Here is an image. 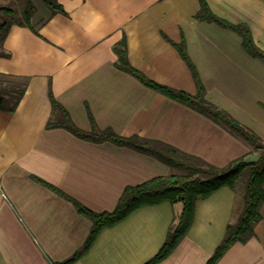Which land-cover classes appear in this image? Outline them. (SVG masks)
Returning a JSON list of instances; mask_svg holds the SVG:
<instances>
[{"label": "crops", "instance_id": "crops-1", "mask_svg": "<svg viewBox=\"0 0 264 264\" xmlns=\"http://www.w3.org/2000/svg\"><path fill=\"white\" fill-rule=\"evenodd\" d=\"M57 2L64 13L34 4L33 30L12 25L0 44L8 55L0 58V74L28 81L15 111H0V264L62 262L82 247L91 221L53 188L93 212H111L125 187L175 171L128 147L46 129L49 90L84 131L89 110L100 130L159 141L219 168L258 159L208 118L118 70L115 47L122 39L133 68L194 94L191 71L174 46L183 43L206 99L264 142V62L245 52L235 32L196 19L199 0ZM205 2L216 17L246 25L264 52V0ZM239 210V195L228 187L199 201L186 235L157 264H206ZM181 211V203L169 202L138 208L101 230L72 264H145ZM260 214L254 235L235 242L216 264H264V204Z\"/></svg>", "mask_w": 264, "mask_h": 264}, {"label": "trees", "instance_id": "trees-1", "mask_svg": "<svg viewBox=\"0 0 264 264\" xmlns=\"http://www.w3.org/2000/svg\"><path fill=\"white\" fill-rule=\"evenodd\" d=\"M41 1L52 14L64 13L57 0ZM20 2L22 3L21 11L17 8L0 7V13L11 17V21L7 24L5 22L0 23L1 42L12 25L33 30L31 18L36 8L32 0H20ZM199 4L200 10L195 16L196 19L213 22L224 29L235 32L240 36L245 52L252 58L264 62V52L256 47L246 25H234L216 17L210 12L205 0H199ZM18 15H20L19 19L13 18ZM174 46L191 71L196 86L194 94L158 84L133 68L127 59L125 39L118 42L115 47L117 55L115 66L118 70L138 80L145 87L208 118L233 137L245 143L252 151L258 152V159L246 161L239 158L227 166L219 168L159 141L146 140L136 135L128 138L121 137L110 128L100 130L89 110L87 111L90 129L84 131L74 124L67 110L55 100L49 90L48 98L51 105V115L46 123V129L63 128L81 140L94 143L111 142L118 146L128 147L137 152L150 155L178 171V173L155 177L138 185L125 187L117 205L111 212H93L77 200L53 188L62 198L71 202L79 214L87 217L92 225L84 244L78 251L67 260L52 264L74 263L89 250L101 230L114 226L138 208L163 202L181 203V214L176 223L170 227L162 247L154 257L145 263L157 264L165 259L186 235L193 222L197 203L223 187L241 193L243 204L240 205L236 220L227 225L221 243L206 264H216L235 242H246L254 235V227L261 220L260 208L264 204V142L253 131L241 125L227 112L206 99V90L186 53L184 44L178 43ZM7 56L4 50L0 48V58ZM27 82V78L24 77L0 74V111L8 113L15 111L25 93Z\"/></svg>", "mask_w": 264, "mask_h": 264}, {"label": "rangeland", "instance_id": "rangeland-1", "mask_svg": "<svg viewBox=\"0 0 264 264\" xmlns=\"http://www.w3.org/2000/svg\"><path fill=\"white\" fill-rule=\"evenodd\" d=\"M6 2H9V1L0 0V7H11L14 9L17 8L19 11H21L22 3L20 1H18V2L11 1V3H6ZM33 4H35V6H37V7L44 8V4L42 3L41 0H34ZM13 18L19 19L20 15H18L17 17H13ZM10 21H11L10 16H7V15L5 16L2 13H0V23L5 22L7 24V22H10ZM1 33H2V31H0V37H1ZM0 44H1V41H0ZM246 159H247L246 161H249V160H252V157H248ZM172 173H178V171L175 170V171H172ZM238 194H239V204L241 205V204H243L242 194L239 192H238Z\"/></svg>", "mask_w": 264, "mask_h": 264}]
</instances>
